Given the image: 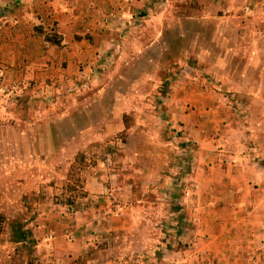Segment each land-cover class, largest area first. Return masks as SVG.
Listing matches in <instances>:
<instances>
[{
	"label": "rangeland",
	"instance_id": "1",
	"mask_svg": "<svg viewBox=\"0 0 264 264\" xmlns=\"http://www.w3.org/2000/svg\"><path fill=\"white\" fill-rule=\"evenodd\" d=\"M189 5L204 24L176 19L165 38L110 58L75 90L47 85L19 100L33 84L8 85L0 61V264L25 261H15L21 252L37 264H190L192 222L181 209L196 191L191 178L206 174L199 145L214 135L223 156L238 144L239 154H264L263 74L246 65L264 25H224L223 50L215 10ZM197 106L213 119L199 135L183 121ZM37 227L40 240L68 243L69 257L34 247ZM247 250L238 264H264V248Z\"/></svg>",
	"mask_w": 264,
	"mask_h": 264
},
{
	"label": "crops",
	"instance_id": "2",
	"mask_svg": "<svg viewBox=\"0 0 264 264\" xmlns=\"http://www.w3.org/2000/svg\"><path fill=\"white\" fill-rule=\"evenodd\" d=\"M12 1L0 0V61L7 68L8 85L14 81L26 88L29 82L33 84L23 91L27 94L21 92L19 100L28 99L30 92L45 94L47 85L54 86V92L65 87L75 90L82 83L89 85V78L93 81L95 71L107 60L140 49L141 41L150 44L152 39L165 38L178 18L180 22L191 19L197 24L205 23V16L190 8L191 0ZM197 1L203 9L215 10L213 21L221 28H216L214 37L223 50L226 25H264V0ZM160 6L165 9H158ZM188 8L197 15L191 16ZM183 35L178 36L182 39ZM48 37L58 39L59 45ZM259 50L262 58L258 61L254 56H259L255 54ZM246 52V65L253 72L262 73L264 83V43L260 49L246 48ZM71 94L68 97L73 98ZM207 112L195 107L183 116L184 127L199 135L206 122L213 120ZM205 140L194 154L206 174L191 178L196 191L184 197L182 203L181 210L192 222L183 229L189 233V250L183 260L204 264L205 258H217L213 264H238V258L250 255L247 249L264 248V154H239L242 144H238L231 153L225 149L223 156L221 149L214 146V135L210 141ZM43 233L41 227L32 228L30 243L38 250L46 245L58 257H69L72 252L66 248L68 243L40 240ZM143 242L147 243L142 241V246ZM18 255L15 261L22 257L26 262L15 264L38 262L37 257L28 258L24 252Z\"/></svg>",
	"mask_w": 264,
	"mask_h": 264
}]
</instances>
